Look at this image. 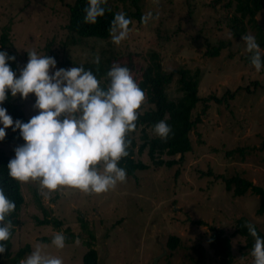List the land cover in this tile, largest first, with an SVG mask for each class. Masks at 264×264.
Masks as SVG:
<instances>
[{"label": "rangeland", "instance_id": "rangeland-1", "mask_svg": "<svg viewBox=\"0 0 264 264\" xmlns=\"http://www.w3.org/2000/svg\"><path fill=\"white\" fill-rule=\"evenodd\" d=\"M21 1L0 0V22L3 17H9L13 3ZM45 1L44 6L55 11L57 28L67 17L70 0ZM226 1H215L212 5L211 0H142V15L152 12L158 18L148 24L134 18L129 36L119 46L90 38L63 50L71 62H85L92 60L93 52L103 47L105 54L117 52L118 57L112 59L115 64L126 61L127 51H131L134 66L129 69L134 79L149 61V52L157 51L164 69L182 65L191 72L197 71L198 93L201 96L215 94L221 100H209L204 110L202 102L195 106L193 114L199 111L200 121L189 131L192 148L180 163L154 167L144 151L135 157L142 158L149 166L137 170L135 175H127L126 182L101 194L84 193L75 188L49 193L39 181L21 182L24 204L11 246L16 249L29 242L31 249L20 261L39 245L48 255L61 258L63 264H81L89 241L98 252V264H194L192 257L195 258L196 253L191 246L204 242L210 232L209 225L229 230L236 218L243 215L263 228L264 213H256L261 200L258 194L247 190L234 195L224 189L223 182L215 179L216 175L200 173H205L209 167L217 173L239 172L264 187V67L257 72L245 60L247 51L242 37L233 35L224 23L233 10L232 4L225 5ZM25 10L23 6L20 20L16 22L22 30L20 38L11 34L10 48L16 54L19 67L17 76L29 60L28 51L35 50L41 55L38 47L45 43L37 27L35 36L29 35L35 32L26 31L37 19L28 17L29 12ZM40 13L41 18L47 15L45 8ZM217 19L223 23L217 25ZM255 19L261 24L264 35V8ZM255 32V27L248 25L247 35L256 39ZM25 33L28 36L22 38ZM220 39L228 40V44L220 48L218 55H206V41L218 43ZM260 50L264 49L260 46ZM59 54L62 53L59 51ZM57 69H60L58 65ZM175 83L176 78L168 89L174 88ZM226 89L235 91L228 96ZM12 98L23 106L28 121L38 114L34 94L27 99L20 95ZM10 133L12 128H7L6 136ZM139 133L135 136L137 144L141 142ZM21 145V139L14 142L5 137L0 141V148L13 154ZM236 147L245 150L243 156L236 151L228 157L225 151ZM174 156L177 158L179 154ZM34 188L39 194L38 202L48 211L47 217L61 220L58 227L50 223L37 224L31 219L33 214L44 215L34 205ZM198 219L204 220L203 223L195 222ZM60 231L69 238L63 249L52 245L53 237ZM169 233L180 236V243L173 251L165 246L164 239ZM43 236L46 239H42ZM239 243H245L244 237L238 234L231 237L232 264H248L254 260L252 249L247 252V248L242 247V251L247 252L244 254L236 248ZM210 252L213 253L211 249Z\"/></svg>", "mask_w": 264, "mask_h": 264}, {"label": "clouds", "instance_id": "clouds-1", "mask_svg": "<svg viewBox=\"0 0 264 264\" xmlns=\"http://www.w3.org/2000/svg\"><path fill=\"white\" fill-rule=\"evenodd\" d=\"M107 0H87L84 23L96 24L104 17ZM154 17L152 12L142 16L148 24ZM132 21L125 13H116L111 21L109 34L112 42L119 46L131 31ZM250 61L257 72L264 67L260 45L252 35L242 36ZM29 60L19 76L8 61L14 56L0 51V105L7 100L10 91L13 97L27 99L36 97L34 108L39 110L27 123L14 121L7 109L0 106V141L6 137V129L19 130L25 143L15 149V157L8 163L10 177L20 181H39L49 193L61 188H75L84 193L101 194L114 189L118 183L126 182V169L118 166L131 146L128 135L136 130L146 93L135 81L130 69L113 64L107 72L109 83L101 86L91 70L83 66L57 69V61L48 55L28 51ZM94 63H100L95 57ZM53 69H56L52 72ZM155 134L167 141L172 134L171 126L161 120L154 125ZM16 209L0 188V254L7 251L11 238L12 222L9 217ZM254 238L251 255L254 264H264V238L256 227L245 225ZM67 237L60 231L52 239L58 249L65 247ZM20 264H63V260L50 256L38 245Z\"/></svg>", "mask_w": 264, "mask_h": 264}, {"label": "trees", "instance_id": "trees-1", "mask_svg": "<svg viewBox=\"0 0 264 264\" xmlns=\"http://www.w3.org/2000/svg\"><path fill=\"white\" fill-rule=\"evenodd\" d=\"M212 5L215 1L211 0ZM22 2V1H21ZM45 0H23L22 3H13L10 8L9 17H3V21L0 22V51L7 52L10 56L15 57V61H8L11 69L17 74L18 65L17 57L14 50L10 48L11 34H15L17 38H20V32L22 31L17 24V20H20L19 13L23 6L26 7L25 11H28V17L37 19L32 26L27 27V32H35L30 34L36 35V27L38 28V35L45 39L43 46L39 45L38 49L42 52L41 55H48L54 57L57 61V65L60 68L70 69L72 67L83 66L85 70H91L97 79L101 82L102 87H106L109 83L107 78V72L113 66L112 59L117 58V52H109L105 54V49L101 47L97 53L94 51L92 60L85 62H71L67 52L63 51L70 44L85 43L90 38L106 40V45H111L112 40L109 34V28L111 21L114 19L116 13L123 12L131 21L134 18L137 21H141L142 18V0H107L106 8H110L111 11H106L104 17L98 18L96 24L84 23V9L87 6V0H70L67 3L68 13L65 21H61L56 28L55 11L52 12L50 7H45ZM49 3V2H48ZM121 3V6L118 5ZM17 4V5H16ZM50 4V3H49ZM233 6V10L226 17L224 21L225 25L230 29L231 33L237 38H241L243 35H247L248 25L255 27L256 41L264 49V35L261 33V24L256 22L255 15L264 8V0H227L225 5ZM51 5V4H50ZM18 6V7H17ZM123 6V7H122ZM52 7V5H51ZM122 7V8H119ZM45 8L47 14L45 18H41L42 10ZM53 8V7H52ZM54 10V9H53ZM16 19V20H15ZM1 21V19H0ZM38 22V23H37ZM222 20L217 19L216 24L220 25ZM63 33V34H60ZM167 35V32H166ZM27 33L22 38L27 37ZM168 36V35H167ZM167 38V37H166ZM228 44V40H218V43L206 41V50L204 53L208 56H215L219 54L220 48ZM59 51L62 54H59ZM127 60L121 61L120 66L133 67L132 52L127 51ZM262 59H264V50L261 51ZM64 55V57H63ZM100 57V63L97 65L94 63L96 56ZM251 54L247 52L244 56L245 60L250 62ZM133 69V68H132ZM139 72V71H138ZM139 76L135 81L140 88L146 93V102L142 107L146 106L141 111L142 115H139L136 121V130L130 133L127 139L131 140V146L127 149L129 155L123 157L118 163V166L126 169L127 175H135L137 170L145 169L149 166L142 158L135 157L140 156L146 152L149 161L154 167L166 166L170 167L174 163H180L183 160L184 154L191 150L192 145L189 138V131L192 129L198 121H200V112L193 114V110L198 102L203 103L202 109L204 110L208 101L214 99L220 101L221 97L215 94L208 96H201L198 93V81L199 74L197 71L191 72L185 66H177L168 70L164 69L157 51L149 52V61L140 68ZM176 78L175 87L168 89L170 83ZM235 89L229 91L225 90L228 96H232ZM7 109L8 114L14 121L20 120L27 123L28 117L24 112L23 106L17 103L10 93H7V100L3 105H0ZM165 120L172 128V134L167 141L159 138L154 132V125L159 121ZM147 129H150L149 132ZM139 133V139L141 142L137 144L136 137ZM8 140L14 142L22 140L25 141L20 135L19 130L13 131L6 136ZM136 147V148H135ZM236 151L242 157L245 150L242 147H236L225 151L226 155L230 157ZM179 154L177 158L174 155ZM166 158H165V157ZM15 157V154L7 152L0 148V188L3 189L5 195L16 204L15 211L6 219H10L12 222L11 237L15 231V225L20 223L19 215L24 204V195L22 192L21 182L10 177L8 174V163ZM204 174L216 175L215 179H220L223 182L225 190H231L234 195H241L247 190L252 193L258 194L261 198L259 205L256 208V213H264V187L254 183L250 179L242 176L241 173L236 172L234 174L217 173L210 167ZM34 192V205L43 212V216L39 217L36 214L31 215V219L35 220L37 224H52L58 227L61 224V220L56 218L47 217V209L38 202L39 194ZM204 220H195V222L202 224ZM251 223L256 227L257 233L261 238H264V226L263 228L258 226L255 222L249 221L245 216H239L233 222L232 228L225 229L216 225H209L210 232L205 237L204 242H198V244L192 245V249L196 253L195 258L192 257L194 264H232V249H231V237L238 234L245 239V243H239L237 249L246 254L249 249L254 246V238L249 234L246 224ZM46 239V237H41ZM69 238L66 239L68 241ZM165 246L169 251L175 250L180 243V236L176 233H169L165 237ZM7 243V251L4 254H0V264H20V259L23 258L27 251H30L31 246L29 242L24 245L12 248L11 238ZM88 248L82 254L81 264H98L99 255L97 250L91 246L89 241L86 242ZM242 247L247 248V252L242 251ZM212 250V254L210 252ZM165 255V260H168ZM248 264H254V260H251Z\"/></svg>", "mask_w": 264, "mask_h": 264}]
</instances>
